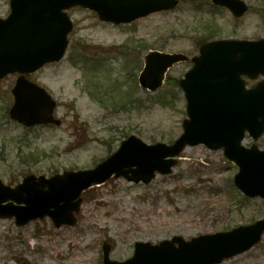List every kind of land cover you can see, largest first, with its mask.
I'll return each instance as SVG.
<instances>
[{"label":"rangeland","instance_id":"1","mask_svg":"<svg viewBox=\"0 0 264 264\" xmlns=\"http://www.w3.org/2000/svg\"><path fill=\"white\" fill-rule=\"evenodd\" d=\"M239 28L222 10L199 9L182 0L174 10L129 24L101 22L89 10L73 8V29L62 60L28 78L56 101L58 124L26 128L8 116L16 75L0 81V180L14 187L30 174L50 177L64 170L93 168L130 135L147 144H171L182 133L186 101L178 85L188 64L171 68L163 86L150 92L138 84L143 56L150 50L194 52L192 39L201 18L218 24V34L255 35L264 31V0H248ZM0 0V17L9 13ZM262 24V26H261ZM253 140L245 136V145ZM256 144L264 150V133ZM237 166L221 149L187 146L167 175L147 184L111 177L81 195L75 225L55 227L49 217L15 224L0 219V264H102L132 256L137 241L186 240L227 231L264 218V200L249 198L234 185ZM218 264H264V233L253 247Z\"/></svg>","mask_w":264,"mask_h":264},{"label":"water","instance_id":"2","mask_svg":"<svg viewBox=\"0 0 264 264\" xmlns=\"http://www.w3.org/2000/svg\"><path fill=\"white\" fill-rule=\"evenodd\" d=\"M236 17L246 6L239 0H213ZM179 0H10V13L0 18V79L21 73L12 88L10 117L25 126L56 122L55 102L45 89L24 77L46 63L60 60L67 47L72 23L63 12L74 5L94 10L101 20L127 23L150 13L170 10ZM181 53L149 51L139 74L141 88L161 87L167 70L185 60ZM194 66L180 81L187 116L183 133L172 143L146 144L131 135L107 159L92 169L64 171L49 178L26 176L15 187L0 180V218H15L17 225L48 216L56 227L76 223L81 193L113 174L129 181L149 182L155 172L167 174L186 145L223 148L226 158L239 167L235 185L247 196L264 199V150L255 143L242 144L245 132L256 141L264 132V79L245 89L240 78L264 76V38L258 41L222 40L204 44ZM6 201H9L5 203ZM15 203V204H14ZM264 232V219L231 231L199 235L187 241L173 237L159 244L137 241L132 257H109L111 246H102V264H216L244 252ZM176 243V244H175Z\"/></svg>","mask_w":264,"mask_h":264},{"label":"flooded vegetation","instance_id":"3","mask_svg":"<svg viewBox=\"0 0 264 264\" xmlns=\"http://www.w3.org/2000/svg\"><path fill=\"white\" fill-rule=\"evenodd\" d=\"M182 0H179V5L181 4ZM239 1H243L246 4V11L245 13L240 16V17H235L233 15V13L225 6L219 5L215 2H213L212 0H191V4L194 5L196 7V5L198 6L199 9L204 8H209L211 10H222L226 13H228L230 15V19H231V23H233V25H235V27L239 28L243 25V22L241 21L244 16L248 13L249 11V1L248 0H239ZM177 5V7L179 6ZM177 7H175L174 9H176ZM172 9V10H174ZM171 11V10H169ZM162 12H168V11H162ZM262 17L260 16V21H262L263 26H264V11H261ZM209 20H211V18H201L199 20L198 23L194 24L195 25V29L194 32H197L199 35L197 36L196 39H192L193 42V48H194V52L192 54H186L184 52H180L183 53L187 56V59L184 61H181L177 64H188V69L183 73L182 77L180 79H182L185 75V73L193 67L194 65V61L193 58L196 57L197 55H199V50L200 47L202 45H204L205 43L211 42V41H218V40H229V39H235V40H251V41H256L259 40L261 38H264V31L260 34H255V35H242V34H237V33H231L229 35H222V34H218L217 31L218 26L220 24H218L216 21H212L210 22ZM262 26V24H261ZM264 28V27H263ZM176 64V65H177ZM175 66V65H174ZM242 81H243V85L245 88H250L252 86H254L255 84H257L261 79L262 76H258L256 79L254 80H250L247 76L242 75L241 76ZM179 80H177L178 85H179ZM183 92V91H182Z\"/></svg>","mask_w":264,"mask_h":264}]
</instances>
